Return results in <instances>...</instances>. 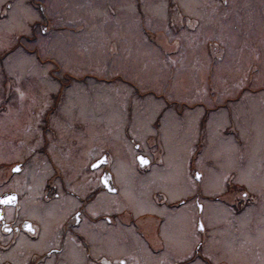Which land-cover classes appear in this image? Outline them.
I'll list each match as a JSON object with an SVG mask.
<instances>
[{"label":"rangeland","instance_id":"obj_1","mask_svg":"<svg viewBox=\"0 0 264 264\" xmlns=\"http://www.w3.org/2000/svg\"><path fill=\"white\" fill-rule=\"evenodd\" d=\"M172 1L193 17L176 15L173 8L169 15L166 0H142V11L150 15L143 18L135 0H56L48 12L60 23L49 25L52 35L41 42L44 55L60 56V68L40 62L31 48L0 59V72L13 73L18 82L24 73L29 76L21 81L24 89L18 85L24 101L12 104L14 116L0 117V124L16 117L11 121L29 131V141L33 134L39 138L37 119L51 93L69 84L61 131L75 133L78 141L86 138L89 148L87 156L85 149L77 153L76 166L107 146L125 198L140 203L134 204L137 211L150 208L155 188L166 189L170 198L194 193L191 168H196L205 172L211 193L223 189L229 173L233 182L257 192L245 215L262 219L257 209L264 204V0H229L226 6L205 0L208 8L202 0ZM30 10L28 25L38 16ZM28 25L25 19L16 24L0 19V57L14 31L28 32ZM73 118L74 131L68 128ZM138 149L154 158L142 174L132 160ZM158 210L174 216V210ZM226 214L222 207L213 216ZM249 238L255 242V236Z\"/></svg>","mask_w":264,"mask_h":264},{"label":"flooded vegetation","instance_id":"obj_2","mask_svg":"<svg viewBox=\"0 0 264 264\" xmlns=\"http://www.w3.org/2000/svg\"><path fill=\"white\" fill-rule=\"evenodd\" d=\"M166 1L169 15L174 13L171 8H180L174 14L193 17L182 7H172V0ZM202 2L208 8L206 1ZM228 2L221 0L223 6ZM135 3L142 18L150 17L142 11V0ZM55 4L56 0H0V19L15 24L25 19L28 25L27 11L38 13L28 25V32L14 31L15 39L4 47L1 62L11 52L31 48L40 62L59 70L60 56L44 55L41 42L52 35L48 33L49 25L60 23L48 12ZM29 5L32 8L28 9ZM14 73L18 79L19 73ZM0 74V117H13L12 104L24 101L26 95L18 94V85L24 89L21 81L29 76L19 75L23 78L18 82L9 71ZM66 85L61 84L51 93V103L37 119L39 138L33 134V141H29V131L11 121L16 117L0 124V264H264L263 252L258 253L264 251V216L261 219L257 214L247 220L245 215L258 193L233 182L232 173L224 178L221 191L211 193V186L203 183L205 172L201 171L198 178V169L191 168L194 193L170 198L166 189L155 188L150 191V208L137 211L134 204L140 203L125 198L107 146L97 145L98 152H91L89 160L80 161L77 167V153L85 149L87 156L89 148L86 138L78 141L75 133L71 136L67 130L62 134L60 108L67 97ZM76 123L73 118L68 128L76 130ZM137 144L134 142L135 149ZM139 153L150 158L146 165H139ZM132 160L138 174L154 163L152 155L143 149L135 150ZM33 163L36 168H32ZM102 194L103 199H98ZM5 197L14 199L4 202ZM222 207L228 214L214 217L213 213ZM162 208L174 210V216L170 218L158 210ZM257 211L264 214V204ZM250 235L255 236V242ZM256 240H261L263 248L259 249Z\"/></svg>","mask_w":264,"mask_h":264},{"label":"snow or ice","instance_id":"obj_3","mask_svg":"<svg viewBox=\"0 0 264 264\" xmlns=\"http://www.w3.org/2000/svg\"><path fill=\"white\" fill-rule=\"evenodd\" d=\"M139 159L141 160L142 163H147V160H145V158L143 156L139 157ZM93 167H96V165H93ZM199 175L200 174L197 173L198 178H199ZM12 199H14V197H5L4 202H7L8 200H12ZM25 226L27 227L28 225H25Z\"/></svg>","mask_w":264,"mask_h":264},{"label":"water","instance_id":"obj_4","mask_svg":"<svg viewBox=\"0 0 264 264\" xmlns=\"http://www.w3.org/2000/svg\"><path fill=\"white\" fill-rule=\"evenodd\" d=\"M141 156H143L144 158H145V160H147L148 161V159L146 158V156L145 155H143V154H138L137 155V158H138V160L140 161V163L143 165L144 163H142L141 162V160L139 159V157H141ZM100 162V160L98 161V162H96V163H94V164H92V166L93 165H97L98 163ZM197 173H199L200 174V172H196V177H197ZM201 175V174H200ZM200 175H199V177H200Z\"/></svg>","mask_w":264,"mask_h":264},{"label":"bare ground","instance_id":"obj_5","mask_svg":"<svg viewBox=\"0 0 264 264\" xmlns=\"http://www.w3.org/2000/svg\"><path fill=\"white\" fill-rule=\"evenodd\" d=\"M18 57V56H17Z\"/></svg>","mask_w":264,"mask_h":264}]
</instances>
